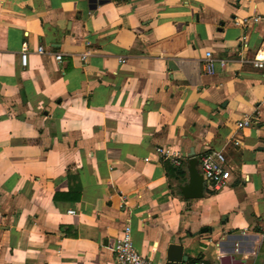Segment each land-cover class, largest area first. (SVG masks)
Here are the masks:
<instances>
[{
	"label": "crops",
	"instance_id": "1",
	"mask_svg": "<svg viewBox=\"0 0 264 264\" xmlns=\"http://www.w3.org/2000/svg\"><path fill=\"white\" fill-rule=\"evenodd\" d=\"M262 43L264 0H0V264H114L125 226L154 264H264ZM210 151L227 187L185 200Z\"/></svg>",
	"mask_w": 264,
	"mask_h": 264
},
{
	"label": "built area",
	"instance_id": "2",
	"mask_svg": "<svg viewBox=\"0 0 264 264\" xmlns=\"http://www.w3.org/2000/svg\"><path fill=\"white\" fill-rule=\"evenodd\" d=\"M254 23L260 21L259 18L252 20ZM245 36L240 38L243 42ZM36 52L38 54L43 53V49L38 47ZM26 49H23L20 53V63L25 67ZM205 62L203 65V71L205 74H212L214 71V61L209 53L205 54ZM54 60L57 63H61V56L59 54L54 55ZM219 66L224 67L223 62H219ZM252 67L257 70L264 68V43L255 54V58L252 62ZM242 126H248V120H245L241 124ZM234 146H239V142L235 141ZM166 161L175 168H179L182 165V158L165 148H158L156 150ZM224 158L220 152L210 151L205 152L199 156L197 160V170L202 177L203 183L211 192H217L227 187L228 185V172L225 169ZM67 214L72 215V211H68ZM114 264H154L150 260L139 255L134 249L130 239V229L128 226L123 227L120 237L115 241L112 249ZM198 264H204L199 262Z\"/></svg>",
	"mask_w": 264,
	"mask_h": 264
},
{
	"label": "water",
	"instance_id": "3",
	"mask_svg": "<svg viewBox=\"0 0 264 264\" xmlns=\"http://www.w3.org/2000/svg\"><path fill=\"white\" fill-rule=\"evenodd\" d=\"M197 161L192 159L188 163V182L179 188L181 196L185 200H195L202 197L203 180L197 168ZM181 246H169L166 253L165 264H181L186 262V258L181 255Z\"/></svg>",
	"mask_w": 264,
	"mask_h": 264
}]
</instances>
